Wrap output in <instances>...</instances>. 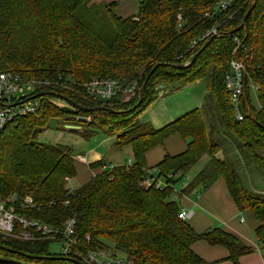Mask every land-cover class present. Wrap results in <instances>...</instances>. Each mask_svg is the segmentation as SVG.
Returning <instances> with one entry per match:
<instances>
[{
	"label": "trees",
	"instance_id": "16d2710c",
	"mask_svg": "<svg viewBox=\"0 0 264 264\" xmlns=\"http://www.w3.org/2000/svg\"><path fill=\"white\" fill-rule=\"evenodd\" d=\"M219 1L137 0V12L122 17L116 2L0 0V70L36 81L43 109L0 132V197L12 198L18 214L54 229H63L69 218L75 221V243L67 254L50 253L53 238L34 229L28 239L0 233V264H88L87 255L99 251L123 255L132 264H215L193 251L199 240L224 247L226 258L239 264L253 246L221 227L197 232L177 217L173 187L204 156L184 192L204 191L223 178L238 210L254 218L256 247L264 259V192L246 188L239 173L241 168L264 174V0H253L243 24L252 0H235L223 11ZM212 27L215 33L202 38ZM231 59L243 64L242 120L236 119L225 86ZM94 78L118 79L123 87L136 82L139 89L128 100H121V93L103 100L83 88ZM195 81L207 88L200 107L160 128L137 120L161 87ZM249 84L257 89V107L250 102ZM54 98L76 105H57ZM121 101L129 107H119ZM56 114L78 123L100 117L108 124L109 133H102L114 135L116 146H132L133 162L106 164L69 189L66 182L76 174L73 148L37 137L38 126ZM172 134L187 140L185 150L165 155L154 168L145 166V152ZM146 175L166 186L143 185ZM27 196L32 204L22 206Z\"/></svg>",
	"mask_w": 264,
	"mask_h": 264
},
{
	"label": "crops",
	"instance_id": "0c3cea01",
	"mask_svg": "<svg viewBox=\"0 0 264 264\" xmlns=\"http://www.w3.org/2000/svg\"><path fill=\"white\" fill-rule=\"evenodd\" d=\"M93 1L95 3L116 2V12L122 17L134 15L138 9L137 0ZM200 82L195 81L173 89V92H177L179 88L185 90L186 87H194L196 85L201 88L200 91L188 93L191 95V98L185 102V110L181 106L173 108L167 96L170 94V91H162V94L158 95L146 110H144L145 113L143 112L144 114L140 117V121L149 122L153 127L160 128L172 122L188 110L200 107V101L204 94L206 95L207 90V88L205 89V87L199 85L201 84ZM161 89L163 88L161 87ZM169 106L173 109H170ZM109 137H107L106 146L99 142L89 147L86 151H83L84 153L79 152L74 156L76 174L66 182V186H68V183L70 185L68 186L69 189H75L87 182L94 175L100 173L106 167V164L122 165L133 162L132 146L130 144L116 146L115 138L112 137V140H110ZM186 141V139L178 134L168 136L162 143L145 152V166L154 168L165 155H175L182 152L186 148ZM153 168L151 170H154ZM193 175L188 176L187 179L190 181ZM189 181L187 184H189ZM178 182L180 185L176 187H178L179 191L183 188V184L186 181L181 180ZM185 194L181 200L180 198L174 197L173 194L171 195L178 201L179 206H184L191 212L190 216L186 218V221L195 231L201 232L210 227H221L238 236L245 244L254 247L252 252L240 257L239 264H264L262 253L256 247L253 232L255 225L252 224L250 226V222L238 210L223 178H217L204 191L199 192L194 189ZM241 218H243V221L240 220ZM192 249L207 262L233 264L226 258L227 250L220 245H210L205 241L199 240L192 244Z\"/></svg>",
	"mask_w": 264,
	"mask_h": 264
},
{
	"label": "built area",
	"instance_id": "2783aa9c",
	"mask_svg": "<svg viewBox=\"0 0 264 264\" xmlns=\"http://www.w3.org/2000/svg\"><path fill=\"white\" fill-rule=\"evenodd\" d=\"M235 0H220L218 9H228ZM212 27L205 33L203 37L215 33ZM243 64L236 59L230 61V71L225 77V86L229 93L230 102L233 113L238 120L243 119V113L240 108L241 97L245 93V82L243 75ZM34 80H26L21 75L12 71L0 70V132L10 122L17 118L38 113L41 110V100L36 96L38 92L35 91ZM46 83V82H45ZM253 87V86H252ZM83 88L88 95L95 98L108 100L114 97L117 93H121L125 100L130 99L138 92V85L132 82L127 86H122L120 80L114 78L91 79L83 83ZM149 175V173L147 174ZM142 180L143 185H154L156 188L165 187L166 183L163 179L153 175ZM188 181L183 184V188L187 187ZM172 194L176 198L182 199L184 194L181 191ZM181 202V201H180ZM22 206L32 204L31 197L27 196L20 203ZM191 214L184 206H179L177 217L186 220ZM243 221V218L240 219ZM75 221L69 218L65 223L63 229H54L51 226L42 223L37 219H31L20 215L16 212L15 205L12 198L4 200L0 197V233L5 236H12L20 239L31 238V230L34 229L42 234H48L53 239H58L62 242V254H67L75 240L72 237L74 233ZM88 264H132L130 260L113 256L108 252H90L87 255Z\"/></svg>",
	"mask_w": 264,
	"mask_h": 264
},
{
	"label": "rangeland",
	"instance_id": "374dc122",
	"mask_svg": "<svg viewBox=\"0 0 264 264\" xmlns=\"http://www.w3.org/2000/svg\"><path fill=\"white\" fill-rule=\"evenodd\" d=\"M4 69H7V68H4ZM200 83L201 84H199V85L202 87H205V89H206L205 83L203 81H201ZM173 89H175V88L166 87V88L160 89L157 92V96L162 94V91H170V94L167 95L168 100L170 101V105L173 108L181 106L183 108V110H185L186 109L185 108V102L189 98H191V95L188 93L200 91L201 88L196 85L194 87H186L185 90H183L182 88H179V90L177 92H173ZM248 92L250 95L251 104L254 107H257L258 106L257 89L252 87L251 84H249V91ZM187 95H189V96H187ZM204 97H205V94L202 97L199 106H201L203 104ZM53 100H54V103L57 105L59 104V105L69 106L68 103L61 98H54ZM121 100H124V98ZM122 103H123V101L118 103V106L120 107V105H121V107H123L125 109H126V107H129V106H126L125 104H122ZM118 106H115V107H118ZM169 108H170V106H169ZM173 108H170V109H173ZM41 111H43V109ZM144 113L139 115L137 120H140V117L143 116ZM89 119L90 120H88L86 123H78V122H71V121L69 122V121H67V119H64L61 115H57V114L56 115H49V116H47L45 123H42L41 125L38 126V128L41 129V133H39L37 137L39 140L44 141V142L60 143V144L66 143V144H68V146L70 145L73 148L75 155L79 152L84 153L83 151H86L89 147L94 146L95 144H97L99 142L102 145L106 146L105 143L108 140V138H107L108 136L105 135L104 133H106V134L109 133V132H106L108 130V128H107L108 124L102 123L100 120L101 119L100 117L96 118L95 116H93V117L90 116ZM69 123H71V124H69ZM66 125L76 126L77 129H68L65 127ZM77 130L78 131L79 130L84 131L85 134H88V137H82L79 133L75 132ZM102 132H104V133H102ZM113 136L109 137V139L112 140ZM218 154L221 155V153H218ZM205 159H206V156L202 157L194 166H192V168L187 172V176L190 177L194 173H196L197 170L205 162ZM130 163L131 162H128L127 164H130ZM249 165H251V163H249ZM251 169H253V168H251ZM262 169L264 171V167H262ZM239 173H240L241 182L246 188L253 190V191H256V192H264V174H261L257 170L246 171L243 173L241 168L239 170ZM183 181H187V177H185L183 179ZM179 185H180V183L177 182V184L173 187L174 192L178 191V187H176V186H179ZM68 186H70L69 183H68ZM179 191H181L184 195H186L185 194L186 192H184V188H182ZM242 215L245 217V219L247 221L250 222V226H252V224H254V225L256 224L254 218L251 216L249 211H243ZM48 249H49L50 253L55 254V255L56 254L59 255V254H61V250H62V242L58 239H50V241H48ZM106 252H108L110 254V251H106ZM117 256L124 258L123 255H117Z\"/></svg>",
	"mask_w": 264,
	"mask_h": 264
},
{
	"label": "water",
	"instance_id": "95a60500",
	"mask_svg": "<svg viewBox=\"0 0 264 264\" xmlns=\"http://www.w3.org/2000/svg\"><path fill=\"white\" fill-rule=\"evenodd\" d=\"M253 4H254V1L252 0V1L250 2V5H249L247 11L245 12V14H244V16H243V18H242V24L245 22V20H246L248 14L250 13ZM154 68H155V67H153V69H154ZM153 69L150 71V73L148 74L147 78L149 77V75L151 74V72L153 71ZM147 78H146V80H147ZM144 85H145V82H144V84L142 85V87H141V89H140V92H139V100H140L141 97H142V93H143V90H144ZM40 94H41V93H39V94L37 93L36 96H39ZM44 94H47V95H54V93L51 92V91L44 92ZM64 99H65V98H64ZM65 100H66L68 103H72V105H76L74 102H71V101L68 100V99H65ZM83 110H88V109L83 108ZM65 127L68 128V129H77L76 126H72V125H66Z\"/></svg>",
	"mask_w": 264,
	"mask_h": 264
}]
</instances>
